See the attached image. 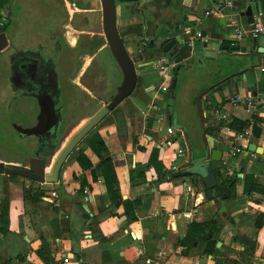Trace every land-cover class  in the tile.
<instances>
[{
  "label": "crops",
  "instance_id": "0c3cea01",
  "mask_svg": "<svg viewBox=\"0 0 264 264\" xmlns=\"http://www.w3.org/2000/svg\"><path fill=\"white\" fill-rule=\"evenodd\" d=\"M115 1L120 35L139 70L131 96L94 128L109 155L118 203L110 198L104 171L95 169L100 160L91 149L85 148L91 167L82 169L77 163L84 143L66 159L57 183L39 184L0 174V209L8 199L7 216L0 219V230L5 229L0 231V264H264V194L243 191L246 174L264 186V108L231 104L235 95L264 97V66L244 73L257 59L221 48L254 47L256 54L264 56V34L249 33L262 15L252 18L229 11L232 0ZM88 14L98 17L101 30L88 29L89 21L83 19ZM0 15L8 21V42L14 30L21 41L30 30L38 36L41 31L62 28L72 42L88 30L90 35L103 36L100 5L95 0H0ZM68 29L76 36L67 35ZM238 31L241 38L236 37ZM176 38L180 45L175 43L173 56L162 49L139 50L143 39ZM106 50L105 42L94 58ZM8 51L7 46L0 52V122L16 111L19 125L31 128L32 134L22 137L29 141L17 152L0 142V162L27 165L29 158L42 157L53 143L61 146L71 134L64 137L62 129L68 112L67 107L63 109L58 134L53 125L41 133L45 118L37 102L27 98L11 104L23 93L24 75L12 70ZM176 56L183 65L171 90L174 69L168 85L154 65L174 62ZM116 76L115 92L122 81L120 69ZM230 77L236 81L210 91ZM205 88L209 92L203 98L204 116L214 120L206 125L212 130L214 148L222 152L213 166L223 170L222 177L237 179L231 198L214 195L210 200L200 177L174 178L170 171L176 160L178 168L187 160L185 140L174 123L187 129L194 156L203 153L195 97ZM111 97L101 98L98 108ZM88 115L74 122L70 131ZM233 119L247 123L242 132L228 128ZM251 145L254 152L247 149ZM154 149L158 167L149 161ZM179 150L182 155L177 156ZM7 151L8 157L3 155ZM38 189L43 195L33 200ZM192 224L207 225L211 232L186 247L183 240L194 232Z\"/></svg>",
  "mask_w": 264,
  "mask_h": 264
},
{
  "label": "water",
  "instance_id": "95a60500",
  "mask_svg": "<svg viewBox=\"0 0 264 264\" xmlns=\"http://www.w3.org/2000/svg\"><path fill=\"white\" fill-rule=\"evenodd\" d=\"M97 4L100 5L101 10V23L103 37L106 45L111 52L116 65L122 73V81L116 87L115 94L111 99L102 105L98 110H96L91 116L87 117L83 123L69 135L61 146L57 143H53V147L48 151L43 153V156L31 157L28 159L27 165H12L0 162V174H6L9 176H17L28 179L32 182L39 184H53L57 183L60 175V171L66 161V159L78 149V145L89 135V133L112 111L114 110L123 100L130 97L133 93L137 79L139 75V70L136 65L135 60L130 54L128 48L124 43V37L120 35L118 24H117V6L115 0H95ZM229 11L238 13L241 16L256 17L257 15H262L264 17V0H232L229 3ZM8 21L2 19L0 22V52L8 46V39L6 35V25ZM180 45V39L176 38L171 41L164 42L162 39L157 40H141L139 44V50L144 53L149 49H162L164 54L173 56L175 50V43ZM223 51L238 50L240 53L251 55L255 57L256 63L251 65L249 69H245L244 73L249 72V70L255 67L264 66V56L261 54H256L258 48L254 47H243V46H222ZM173 49V50H172ZM172 50V51H171ZM262 53V52H261ZM39 62V58H38ZM175 67L173 71V77L170 83V89L174 90L175 80L178 74L179 66L183 65L180 56L174 58ZM231 68L232 66H228ZM20 73L24 75L23 68L20 65L17 74ZM236 81L235 77H230L219 85L215 86L210 91L219 90L224 86L232 84ZM38 87L40 88L39 84ZM23 93L16 97L14 102L23 101L24 99H32L37 102L42 114L45 118L44 124L41 127V133L49 131L52 127L48 124L50 117L55 112L53 105L45 106L40 98L37 96L29 95L26 91L24 85L20 87ZM209 92V89H203L195 97V107L200 125V136L203 144V153L197 157L194 156V146L190 140L187 129L184 126H179L176 123L173 124L174 129H179L182 132L183 138L186 143V162L181 165V167L173 173L174 178H180L184 176H198L204 182L207 189V197L212 200L214 198V188L218 185L217 178L221 176L222 169H216L213 166L214 162H219L222 156V152L214 148V139L211 136L212 130L207 127V123H213V119H207L204 116V103L203 98L205 94ZM59 119L56 124L53 125V129L56 134H58L60 129V123L62 121L61 110L58 111ZM248 151L254 152L255 147L248 146ZM53 158V159H52ZM49 168V171L45 172L44 169Z\"/></svg>",
  "mask_w": 264,
  "mask_h": 264
},
{
  "label": "flooded vegetation",
  "instance_id": "af4514ba",
  "mask_svg": "<svg viewBox=\"0 0 264 264\" xmlns=\"http://www.w3.org/2000/svg\"><path fill=\"white\" fill-rule=\"evenodd\" d=\"M65 33L66 31L63 28L47 29L36 36L30 30L25 34V39L21 41L17 38V32L14 30L11 32L8 42L9 62L16 74L20 65L22 66L24 72L23 85L27 93L40 98L45 106L48 104L53 105L55 108V112L49 119V125L56 124L59 119V110H61V115L63 116L64 108L62 103L65 87L77 86V75L84 64L83 60L87 57L90 62L81 73L79 82L83 85V90L90 91L87 88V84H85L86 82H83L84 80L82 79L85 78V81H87L86 77L92 69L95 55L90 56L85 50L80 48V44H86L87 38L94 35L80 33L77 39L72 42L66 38ZM74 63L76 64L73 72H71ZM85 97L88 100L91 98L86 92Z\"/></svg>",
  "mask_w": 264,
  "mask_h": 264
},
{
  "label": "trees",
  "instance_id": "16d2710c",
  "mask_svg": "<svg viewBox=\"0 0 264 264\" xmlns=\"http://www.w3.org/2000/svg\"><path fill=\"white\" fill-rule=\"evenodd\" d=\"M1 21H2V18L0 15V22ZM104 44H105V40L103 36L94 35L92 37L87 38L86 44H80V48L85 50L90 56H94L96 52L98 51V49ZM95 59L96 58H94V60ZM92 69H94L93 71H95L98 68L93 67ZM93 77L96 80V82H98L99 86L101 87L100 93L94 91L91 86L87 85V88L93 93V95L96 96L97 99L99 98L101 99V96L102 97L104 96L103 94H101V92L105 93L108 87L106 83L107 80L104 77L103 69L99 68L98 71L93 75ZM102 82L104 83L102 84ZM91 115L92 114L88 115V117ZM246 125H247L246 122L233 119L232 123L228 124V128L242 132ZM82 143H84V147L82 149H79L77 153V156H76L77 163L82 169L90 168L91 162L85 153V148L88 147L89 149H91L98 156L100 160L98 166L95 169H102L104 171L103 175L107 183V191L110 195V198L112 201H114V203H118L117 200H119V197L116 195L117 189L114 186L115 179H114L113 173L110 172L112 171L111 170L112 168H111L109 158H108L109 155H108V152L106 150V147H105V144L102 138L93 129L89 133V135L82 141ZM156 155H157V151L154 149L150 155L149 161L152 166L154 165L158 167L159 165L156 161ZM217 180H218V185L213 190L216 196L224 197V198L225 197L231 198L235 195V184L237 180L235 177L231 178L230 176L226 174L223 177L219 176ZM243 191L244 193H247V194H250L251 192L264 194V186L260 185L257 177H255L254 175L246 174L243 177ZM42 195H43V190L38 189V193H36L33 200L38 199ZM124 205L126 206L127 202H125ZM7 211H8V199H5L4 204L2 205L0 209V212H1L0 219L1 220L4 219L5 216H7ZM261 218H263V215H261L260 218L258 219L259 220L258 223H260ZM191 228L194 230V232L190 231L188 235L185 237V239L183 240V243L186 244V247L191 246V244L197 240V237L199 235H206L208 232H211V229H209L207 225L200 227L197 224H192ZM0 231L5 232V229H1ZM208 243L214 244L212 240H209ZM206 252L212 253V251L209 248H206Z\"/></svg>",
  "mask_w": 264,
  "mask_h": 264
},
{
  "label": "rangeland",
  "instance_id": "374dc122",
  "mask_svg": "<svg viewBox=\"0 0 264 264\" xmlns=\"http://www.w3.org/2000/svg\"><path fill=\"white\" fill-rule=\"evenodd\" d=\"M79 16L81 17V15H79ZM83 19H87V21H89V28H88L89 30H95V31L101 30L99 20H98V17L96 15L88 14V15L83 16ZM79 20H80V18H79ZM89 30L87 32H89V34H90L91 31H89ZM69 32L70 33H67V35H69V36L70 35L76 36V34H77L73 30H69ZM83 62H84V64H83V66H82L81 70L79 71L77 78H76V83H78L77 86L76 87L66 86L65 90H64V100H63L62 105H63V108L67 107L66 109L68 112L66 124L62 128L64 137L67 136L68 134H70V133L72 134L74 131H76V130H74L73 132L70 131L72 129V124L74 122L79 120V118L85 114H91L94 110H96L98 108V106L100 104H102V102L99 103V101L101 99L100 98L97 99L96 96L93 95V93L91 91H90V93L96 99L89 98V100H88L85 97V92H84L85 90H83V85L80 84L79 78H80L81 73L84 71L86 65L90 62V59L87 57L83 60ZM76 63L73 64V68H72L71 72H73V69H74V66ZM93 67H96L98 69L99 68L103 69L104 77L107 80L106 83H107L108 87H107V90L105 93L101 92V94L104 95L103 97L101 96V98L108 100V98L110 96H113L115 94L114 86L116 84V78H117L116 71H117V69H119L115 63V60H114L111 52L109 50H106V52L98 53L96 56V59L94 60V62L92 64V68ZM93 70L94 69H91L89 71V75L86 77L87 81H85V78H83L82 80H84L83 82H86L85 84H87L88 86H91L94 91L100 93L101 87L99 86L98 82H96V80L93 77V75H94ZM74 73H76V72L74 71ZM103 83L104 82H102V84ZM84 88H86V87H84ZM7 95L10 96V91L8 89H7ZM80 125L81 124H79V126ZM31 134H32L31 128H24L21 125H19V123L16 119V111H15V113L11 112L10 115L7 114L5 117V120L4 121L1 120V122H0V142L5 143L6 147L11 148L13 150L12 152H17L18 148H19V150H22L23 149L22 146L24 144L28 143V141H29L28 139H23L22 137L26 136V135L30 136ZM29 139H30V137H29ZM64 141H65V139H64ZM81 143L78 145V147L81 145ZM10 154L11 153L9 151L3 152V155L6 157H8Z\"/></svg>",
  "mask_w": 264,
  "mask_h": 264
},
{
  "label": "built area",
  "instance_id": "2783aa9c",
  "mask_svg": "<svg viewBox=\"0 0 264 264\" xmlns=\"http://www.w3.org/2000/svg\"><path fill=\"white\" fill-rule=\"evenodd\" d=\"M249 33L253 37H257L258 35L264 34V17L263 16L258 17L255 20V22L253 23V25L251 26V28L249 30ZM200 35H201L200 33H197L196 36L199 37ZM241 36H242V32L238 31L236 37L237 38H241ZM175 65H176L175 62H169V63H166L165 65H160V66L154 65V68L158 69L160 72H162L164 74V79L167 82L170 79L171 71H172V69H174ZM262 70L264 71V67H262ZM167 84L169 85V82H167ZM239 103H245L246 106H249V107L258 106L260 108H264V97H262L260 99H253V98L245 99V98L241 97L240 95H235L231 99V104L232 105H237ZM167 132L169 134L171 133V127L167 128ZM236 151H238V149H236ZM234 152L235 151H233L232 154H235ZM180 155H182V151L179 150L177 152V156H180ZM176 163H177V160L175 161L174 164H172L170 166L171 173H174L175 171H177L179 169ZM51 195L53 197L56 196L55 192H52ZM63 261L64 262H68V259L65 258Z\"/></svg>",
  "mask_w": 264,
  "mask_h": 264
},
{
  "label": "bare ground",
  "instance_id": "6f19581e",
  "mask_svg": "<svg viewBox=\"0 0 264 264\" xmlns=\"http://www.w3.org/2000/svg\"><path fill=\"white\" fill-rule=\"evenodd\" d=\"M77 129V128H76Z\"/></svg>",
  "mask_w": 264,
  "mask_h": 264
}]
</instances>
